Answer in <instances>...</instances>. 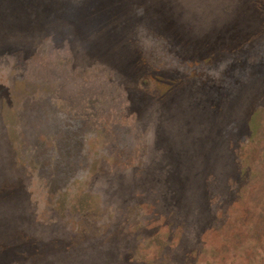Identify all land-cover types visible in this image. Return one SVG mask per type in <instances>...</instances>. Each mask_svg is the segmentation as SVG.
<instances>
[{
    "label": "rangeland",
    "instance_id": "rangeland-1",
    "mask_svg": "<svg viewBox=\"0 0 264 264\" xmlns=\"http://www.w3.org/2000/svg\"><path fill=\"white\" fill-rule=\"evenodd\" d=\"M261 61L264 0H0V264H264Z\"/></svg>",
    "mask_w": 264,
    "mask_h": 264
},
{
    "label": "trees",
    "instance_id": "trees-1",
    "mask_svg": "<svg viewBox=\"0 0 264 264\" xmlns=\"http://www.w3.org/2000/svg\"><path fill=\"white\" fill-rule=\"evenodd\" d=\"M247 59V58H246ZM240 61L241 62H244V61H246L245 59H243V58H239V59H237V61L235 62L236 64L237 63H240ZM236 64H234V66L236 65ZM256 67V69H255V71L258 73V75L257 76H260V75H263L264 74V62H259V63H257V65L255 66ZM231 88H232V85H231ZM241 88H242V86H241ZM232 90V89H231Z\"/></svg>",
    "mask_w": 264,
    "mask_h": 264
}]
</instances>
